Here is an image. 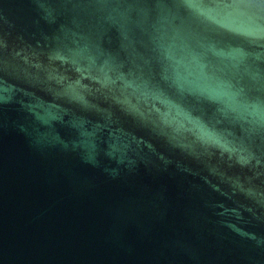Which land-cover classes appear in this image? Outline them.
<instances>
[{"label":"water","instance_id":"95a60500","mask_svg":"<svg viewBox=\"0 0 264 264\" xmlns=\"http://www.w3.org/2000/svg\"><path fill=\"white\" fill-rule=\"evenodd\" d=\"M0 264H264V0H0Z\"/></svg>","mask_w":264,"mask_h":264}]
</instances>
